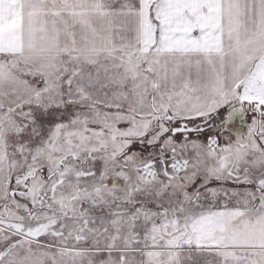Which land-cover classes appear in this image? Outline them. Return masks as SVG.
<instances>
[{
    "label": "snow or ice",
    "instance_id": "snow-or-ice-1",
    "mask_svg": "<svg viewBox=\"0 0 264 264\" xmlns=\"http://www.w3.org/2000/svg\"><path fill=\"white\" fill-rule=\"evenodd\" d=\"M0 264H264V0H0Z\"/></svg>",
    "mask_w": 264,
    "mask_h": 264
}]
</instances>
